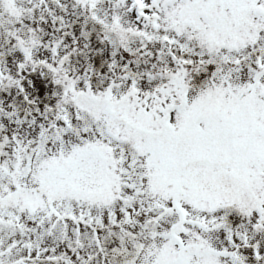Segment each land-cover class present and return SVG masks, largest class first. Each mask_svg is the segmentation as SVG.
<instances>
[{"label":"snow or ice","instance_id":"obj_1","mask_svg":"<svg viewBox=\"0 0 264 264\" xmlns=\"http://www.w3.org/2000/svg\"><path fill=\"white\" fill-rule=\"evenodd\" d=\"M0 264H264V0H0Z\"/></svg>","mask_w":264,"mask_h":264}]
</instances>
